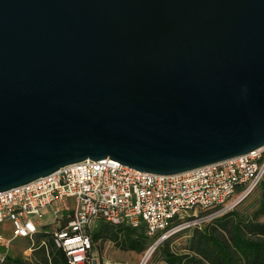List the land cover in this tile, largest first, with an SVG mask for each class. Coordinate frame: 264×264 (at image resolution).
<instances>
[{
    "label": "water",
    "instance_id": "obj_1",
    "mask_svg": "<svg viewBox=\"0 0 264 264\" xmlns=\"http://www.w3.org/2000/svg\"><path fill=\"white\" fill-rule=\"evenodd\" d=\"M264 144V0H0V191L109 157L171 174Z\"/></svg>",
    "mask_w": 264,
    "mask_h": 264
},
{
    "label": "built area",
    "instance_id": "obj_2",
    "mask_svg": "<svg viewBox=\"0 0 264 264\" xmlns=\"http://www.w3.org/2000/svg\"><path fill=\"white\" fill-rule=\"evenodd\" d=\"M263 176L264 144L171 174L134 169L109 157L86 158L0 191V225L10 226L9 236L0 231V245L8 246L16 237L32 238L49 208L58 224L51 241L66 264H94V219L143 227L156 245L176 230L201 226L232 209Z\"/></svg>",
    "mask_w": 264,
    "mask_h": 264
},
{
    "label": "trees",
    "instance_id": "obj_3",
    "mask_svg": "<svg viewBox=\"0 0 264 264\" xmlns=\"http://www.w3.org/2000/svg\"><path fill=\"white\" fill-rule=\"evenodd\" d=\"M258 187L260 199L254 211L244 213L234 207L201 226H194L184 251L172 250L166 243L169 238L161 241H165L161 252L166 264H264V220H260L264 215V176ZM133 228L102 221L92 237L97 240L109 230L108 236L117 239L121 231L123 245L130 250L141 251L145 248V234L139 237ZM50 254L48 259L43 252L42 264H66L60 249Z\"/></svg>",
    "mask_w": 264,
    "mask_h": 264
},
{
    "label": "rangeland",
    "instance_id": "obj_4",
    "mask_svg": "<svg viewBox=\"0 0 264 264\" xmlns=\"http://www.w3.org/2000/svg\"><path fill=\"white\" fill-rule=\"evenodd\" d=\"M259 199L260 188L256 186L245 198L238 202V204H236L234 207H236L235 209L240 212L251 213L257 208ZM72 201V199H69V203ZM44 218V222L48 226L47 228L49 231L57 229L58 224L53 222L48 214H46ZM205 220L203 223L210 221ZM260 220H264V215L260 216ZM101 223L102 221L100 220H94V222L91 223L94 232L98 229ZM63 224L64 223L61 222L59 225L62 226ZM195 225L197 224H192L190 226H186L174 231V233L170 235L169 239L166 240V243H168L169 247L174 251H184L187 245L189 244V239L192 235ZM108 229L114 230V228ZM133 229L135 235H139V237H141L142 235L144 236L143 227H137ZM109 230L104 231L105 234L99 239L95 240V251L97 252V262L99 264H139L145 250L154 242V238L145 235V248L141 251L130 250L123 245V236L121 231L117 234V239H115L108 236ZM0 231L6 236L10 235V226L8 222L2 223L0 225ZM40 237L47 241L48 250L52 249V252L55 251L49 241V234L46 233H38L36 236L33 237V247H35L39 243ZM164 242L155 245L154 251L151 257L146 262V264H166L164 256L161 252V247ZM29 244L30 241L28 238H14L12 242H10L7 249L8 259L4 262H1L0 264H35L39 262L42 263L44 250L42 248L37 247L34 250L30 251L28 250Z\"/></svg>",
    "mask_w": 264,
    "mask_h": 264
},
{
    "label": "crops",
    "instance_id": "obj_5",
    "mask_svg": "<svg viewBox=\"0 0 264 264\" xmlns=\"http://www.w3.org/2000/svg\"><path fill=\"white\" fill-rule=\"evenodd\" d=\"M65 214H67L66 213V211H63ZM46 214H48L49 216H50V218L52 219V221H53V218H52V215H51V211H50V209L49 208H47L46 209V212H45V214H44V216L46 215ZM44 217H43V219L42 220H40L39 221V225H38V230H37V232L34 234V236H36L38 233H46V234H49V237H50V243L52 244V247L55 249V251L56 250H58L57 248H55L54 247V245H53V243H52V241H51V232L53 231H49L48 230V226L45 224V222H44ZM94 220H100V221H104V220H102V219H99V218H97V219H94ZM94 220H93V222H94ZM92 222V223H93ZM105 222V221H104ZM91 228H92V226H91ZM143 232H144V229H143ZM91 233H92V235H93V233H94V231H93V229H91ZM144 234H145V232H144ZM146 235V234H145ZM6 236V235H5ZM33 236V237H34ZM33 237L32 238H28L29 239V241H30V244H29V246H28V250H34L35 248H37V247H39V248H42L43 250H44V252H45V255L48 257V259H49V257L51 256V254H50V251L52 250H48V245H47V241H45L44 239H42V237H40L39 239V243L35 246V247H33ZM24 238H26V237H24ZM92 239H93V237H92ZM99 239V238H98ZM13 240V239H12ZM12 242V241H11ZM10 244V243H9ZM9 246V245H8ZM8 246H4V245H0V263L1 262H4V261H6L7 259H8V256H7V249H8ZM55 251H53V252H55ZM52 252V251H51ZM97 252L95 251V240H93V255H94V260L96 261V263H94V264H99L98 262H97V260H98V258H97ZM2 257H3V260L1 261V259H2ZM29 264H31V263H29ZM39 264H42L41 262H39Z\"/></svg>",
    "mask_w": 264,
    "mask_h": 264
},
{
    "label": "bare ground",
    "instance_id": "obj_6",
    "mask_svg": "<svg viewBox=\"0 0 264 264\" xmlns=\"http://www.w3.org/2000/svg\"><path fill=\"white\" fill-rule=\"evenodd\" d=\"M155 245L154 243L151 244L150 246H148V248L145 250V252L143 253L140 263L139 264H146V262L148 261V259L151 257L153 251H154Z\"/></svg>",
    "mask_w": 264,
    "mask_h": 264
}]
</instances>
